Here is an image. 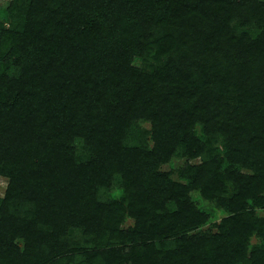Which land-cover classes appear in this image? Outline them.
<instances>
[{
    "label": "trees",
    "instance_id": "16d2710c",
    "mask_svg": "<svg viewBox=\"0 0 264 264\" xmlns=\"http://www.w3.org/2000/svg\"><path fill=\"white\" fill-rule=\"evenodd\" d=\"M0 2V264H264V0Z\"/></svg>",
    "mask_w": 264,
    "mask_h": 264
},
{
    "label": "rangeland",
    "instance_id": "374dc122",
    "mask_svg": "<svg viewBox=\"0 0 264 264\" xmlns=\"http://www.w3.org/2000/svg\"><path fill=\"white\" fill-rule=\"evenodd\" d=\"M0 5H2L1 2H0ZM135 62L137 64L139 62V60L136 59ZM196 131L200 132L199 125H197ZM218 147L220 150L222 149L221 143L218 144ZM183 162H184L183 158H173L171 162H169L165 165H162L161 168L163 170H169V169H171V167L180 166ZM6 186H7V180L0 176V197H2L4 195V191H5ZM120 193H121V189L117 188L116 186L113 187L111 189V191L109 192V194L113 195V196H118V195H120ZM192 199L198 203L200 208L205 209L211 213V215L208 219V222L203 226L204 229H208V228H210V226L212 228V225L219 223L221 218H223L227 214L223 209L218 207L215 204V202L207 201V200L203 199L197 191L192 192ZM258 212H259V214L264 215V210L258 209ZM212 229H214V227ZM69 237H71L72 241H81L80 244L85 245L82 242L83 239L81 238L80 234L77 231H72L71 233L69 232ZM257 241H258L257 238L252 237V239H251L252 243H255ZM17 243L19 246H22L21 240H17ZM126 264H130V263H126Z\"/></svg>",
    "mask_w": 264,
    "mask_h": 264
}]
</instances>
